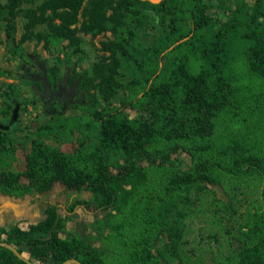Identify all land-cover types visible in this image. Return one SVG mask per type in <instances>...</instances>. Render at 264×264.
<instances>
[{
    "label": "trees",
    "instance_id": "1",
    "mask_svg": "<svg viewBox=\"0 0 264 264\" xmlns=\"http://www.w3.org/2000/svg\"><path fill=\"white\" fill-rule=\"evenodd\" d=\"M85 1L81 30L113 34L101 43L108 56L99 66L69 80L80 77L85 101L59 109L54 100L51 120L25 137L22 171L12 166L16 124L0 128V195L20 199L60 184L76 196L42 205L39 222L9 232L11 245L50 264H171L160 249L173 233L171 211L221 173L257 177L261 198L246 209L239 245L216 264H264V0H234L219 26L203 0H6L0 26L13 41L21 5L40 2L38 15L28 12L30 24L46 23L50 37L77 46L74 26ZM147 23L154 33L144 39ZM47 81L55 90L58 66ZM127 110L142 116L129 118ZM89 126L94 143L84 134ZM47 140H76L77 147L67 153ZM177 153L189 157L187 168ZM79 209L92 216L82 219Z\"/></svg>",
    "mask_w": 264,
    "mask_h": 264
},
{
    "label": "rangeland",
    "instance_id": "2",
    "mask_svg": "<svg viewBox=\"0 0 264 264\" xmlns=\"http://www.w3.org/2000/svg\"><path fill=\"white\" fill-rule=\"evenodd\" d=\"M6 0H0L2 4ZM114 3L117 0H113ZM207 4L206 15L216 24L226 22L230 11L234 8V0H203ZM78 16L76 37L78 45L65 40L50 37L48 26L44 24L31 25L30 10L38 15L35 4H23L21 12L14 19L15 32L13 41L7 40L0 26V126L16 124L11 137L16 140L13 147L12 166L17 171L24 170V157L29 149L25 141L26 135L36 126L51 120L53 115L51 105L54 100L47 101L43 93V80L47 81V72L55 66L59 67L61 81L66 79V90L77 83L70 98V104H82L85 101L84 92L78 90L80 77L70 83L71 77L83 72L92 73L108 53L101 50V43L111 41L113 34L105 31L99 34L86 33L81 30L85 20L84 9ZM111 13L108 12V15ZM50 15V12H47ZM148 17L153 14L146 13ZM57 22V21H56ZM152 24L147 23L143 30L144 39L153 35ZM44 38L39 41L38 35ZM29 39L18 45L24 36ZM122 94L116 95L118 100ZM15 103L18 105L17 117L10 123ZM66 99L56 105L64 108ZM8 106L12 107L10 110ZM66 110L65 113L69 114ZM76 111V114H83ZM129 118H140L139 112L126 111ZM84 134L91 142L96 141V131L93 127L85 128ZM49 145H59L63 152H72L77 147V141L56 143L46 141ZM178 158L183 168H187L189 157L183 153L173 156ZM215 183H205L190 190L185 201H179L177 207L170 213L173 233L164 238L160 249L171 264H216L228 258L241 238L239 229L246 219V209L260 204L261 183L255 176L243 179L230 178L216 173ZM76 195L65 191L63 186L55 184L48 193L25 196L13 199L0 195V223L9 220L20 222L22 227L33 224L42 218L41 205L46 203L63 206L68 197ZM87 194L84 193L83 197ZM79 215L87 220L92 212L79 209Z\"/></svg>",
    "mask_w": 264,
    "mask_h": 264
},
{
    "label": "flooded vegetation",
    "instance_id": "3",
    "mask_svg": "<svg viewBox=\"0 0 264 264\" xmlns=\"http://www.w3.org/2000/svg\"><path fill=\"white\" fill-rule=\"evenodd\" d=\"M72 85L68 87V90H66V81L63 79L56 87L55 90L52 89V87H48L47 90L43 88V93L47 97V101L50 100H58L59 103L64 98L67 100V102L70 103V99L67 98V95L71 93ZM47 204V203H46ZM42 206V205H41ZM40 206V207H41ZM38 220L37 222H39ZM37 222L33 224H29L26 227H22L20 222H10L9 220L2 221L0 223V264H27L23 259L29 261L31 264H50L46 262H41L38 260H35L29 256L27 253H19L16 246L11 245L10 241L13 239L12 237H9V232L13 231L14 228H18L21 230H27L31 225L36 224ZM76 226L74 224L73 229L76 230ZM7 246H11L18 254L21 255V258H19L13 251H11ZM7 251H11L20 262L15 261L13 258L9 257V253ZM74 264V263H71Z\"/></svg>",
    "mask_w": 264,
    "mask_h": 264
},
{
    "label": "water",
    "instance_id": "4",
    "mask_svg": "<svg viewBox=\"0 0 264 264\" xmlns=\"http://www.w3.org/2000/svg\"><path fill=\"white\" fill-rule=\"evenodd\" d=\"M140 1H143V2H149V3H151V4H154V5H156V4H159L160 2H162L163 0H140ZM65 81H66V79H64ZM77 86V83L76 84H74V85H72V88H71V93L69 94V95H67V98H71V96H72V93H73V89L75 88ZM48 87H49V84L45 81V79L43 80V88L45 89V90H47L48 89ZM17 110H18V105L16 104L15 105V108L13 109V112H12V116H11V121H10V123H12L13 121H15V119H16V117H17ZM0 128H2L1 126H0ZM8 127H5L4 129H7ZM11 251H13L19 258H21V259H23L22 257H21V255L20 254H18V252H16L11 246H7ZM27 264H31L29 261H27V260H25V259H23ZM71 263H74V264H80L77 260H75V259H68V260H66L65 262H63L62 264H71Z\"/></svg>",
    "mask_w": 264,
    "mask_h": 264
}]
</instances>
